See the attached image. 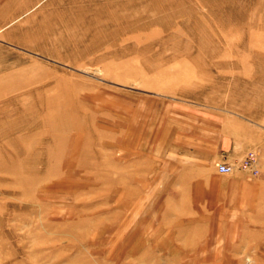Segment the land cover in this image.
Wrapping results in <instances>:
<instances>
[{"label":"rangeland","instance_id":"obj_1","mask_svg":"<svg viewBox=\"0 0 264 264\" xmlns=\"http://www.w3.org/2000/svg\"><path fill=\"white\" fill-rule=\"evenodd\" d=\"M242 215L264 0H0V264H264Z\"/></svg>","mask_w":264,"mask_h":264},{"label":"crops","instance_id":"obj_2","mask_svg":"<svg viewBox=\"0 0 264 264\" xmlns=\"http://www.w3.org/2000/svg\"><path fill=\"white\" fill-rule=\"evenodd\" d=\"M228 145L229 144L227 142H225V141L224 142H220L219 149L221 148V150H226L228 148L227 147ZM220 154L221 153L219 151L218 153H214L213 156L214 157L220 156ZM242 181H246V180H242ZM259 185H260L259 182H255V183H241V186H244V188L246 189L245 192H244V190H243V193L240 190L235 191L234 188H233L232 191H230V193H229V194H234V196L236 198L235 199V202L236 201L239 202L240 201V198L239 197L242 196L243 206H244V208H246V211L248 209H250V208H252V210H253L252 217L254 216L255 201L259 197V194H258V192H259L258 186ZM249 187L251 188L250 189L251 191L249 190ZM225 191L226 190H223L221 188H217V190H215V193L217 192L216 193V196H215L216 198H214L213 200L216 201L219 198H225L226 197V195H225L226 193H224ZM185 208H187L186 209V212H190V206H189V204ZM257 216L259 217V219L261 218V215L260 214L257 215ZM248 217H249V215L246 216L247 219H248ZM247 219H245V216L244 215L241 216V221H240V216L237 217V221H236V231L238 233H241V232L243 233L245 231L246 232H249L250 231L253 234H255V233H257V234L264 233V229L263 230H260L258 227L252 226V228H251V226H250L251 230H249L248 229L249 228L248 226H244L245 225L244 224L245 223L244 220H247Z\"/></svg>","mask_w":264,"mask_h":264},{"label":"built area","instance_id":"obj_3","mask_svg":"<svg viewBox=\"0 0 264 264\" xmlns=\"http://www.w3.org/2000/svg\"><path fill=\"white\" fill-rule=\"evenodd\" d=\"M255 160H256L255 153L253 151H249L244 158L243 166L250 168L251 170H254ZM217 168L220 172L226 173L232 169V166L229 163L219 161L217 163Z\"/></svg>","mask_w":264,"mask_h":264}]
</instances>
